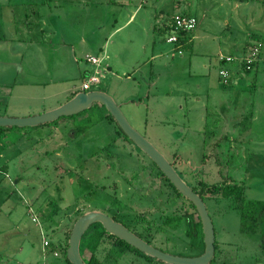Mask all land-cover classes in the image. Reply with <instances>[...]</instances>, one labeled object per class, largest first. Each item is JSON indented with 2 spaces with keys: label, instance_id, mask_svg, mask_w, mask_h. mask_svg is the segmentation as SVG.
I'll return each instance as SVG.
<instances>
[{
  "label": "rangeland",
  "instance_id": "obj_1",
  "mask_svg": "<svg viewBox=\"0 0 264 264\" xmlns=\"http://www.w3.org/2000/svg\"><path fill=\"white\" fill-rule=\"evenodd\" d=\"M174 14L196 21L183 44L166 41ZM0 29V48L37 45L20 72L19 59L0 50L16 79L65 76L79 90L86 69L97 78L88 90L108 94L190 188L199 193L203 185L235 183L244 198L264 200V66L258 61L243 71L238 59L252 46L264 56V0H0ZM85 54L99 63L85 61ZM226 56L231 60L219 59ZM220 69L228 72L226 83ZM52 85L49 101L64 102L68 82ZM111 119L93 103L56 121L3 128L0 264H70L62 255L65 236L75 215L89 210L121 221L161 251L195 255L182 224L162 223L192 208L154 176L147 157L120 137ZM202 192L214 262L264 264L256 236L239 232L230 202ZM114 241L103 235L97 246L106 264H167L120 251ZM79 254L85 260L88 252L80 246Z\"/></svg>",
  "mask_w": 264,
  "mask_h": 264
},
{
  "label": "water",
  "instance_id": "obj_2",
  "mask_svg": "<svg viewBox=\"0 0 264 264\" xmlns=\"http://www.w3.org/2000/svg\"><path fill=\"white\" fill-rule=\"evenodd\" d=\"M93 103H98L104 107L127 139L143 152L171 183L173 188L193 205L200 222L203 249L201 253L191 256L175 255L161 251L103 212L89 210L77 216L70 227L65 248V258L67 261L70 264H86L78 251L80 237L89 224L98 222L106 233L124 241L143 254L152 256L167 264H208L214 251V233L203 200L178 176L170 163L154 146L130 126L118 105L105 92L99 90H79L56 107L40 113L19 117L0 115V127H24L50 122L58 117H66L79 113L89 108Z\"/></svg>",
  "mask_w": 264,
  "mask_h": 264
},
{
  "label": "trees",
  "instance_id": "obj_3",
  "mask_svg": "<svg viewBox=\"0 0 264 264\" xmlns=\"http://www.w3.org/2000/svg\"><path fill=\"white\" fill-rule=\"evenodd\" d=\"M185 33L186 32L183 31L178 32L177 40L175 42H178V44H183L184 42H186L187 36L185 35ZM241 69L243 71L250 70V69H246L244 67V64H241ZM107 115L109 118H111L108 113ZM59 118H64V117H58L56 120H58ZM3 128L4 127H0V132L3 130ZM119 131L121 132L120 129ZM121 134L123 138L127 139V137L122 132ZM5 170H6L5 164L0 165V172H4ZM158 173L161 174V172L159 171ZM164 179L166 180L167 184L169 185V187L171 188V190L175 195L184 198L173 188L171 183L168 182L166 178ZM203 190L211 194L219 193L221 198L228 200L230 202L229 206L235 208L237 211L239 232L248 236L255 235L257 239L258 248L261 251H264V200L244 198L243 187L235 183H223L221 185H217V183H213L209 185H203L201 191L200 192L198 191L199 193L196 192L201 198L204 196L202 192ZM185 200L192 208V211L191 212L184 211L183 214L166 215L162 223L164 226L170 229H176L180 224H182L183 234L188 239L189 244L197 249V252L195 253V255H197L201 253L203 249L200 222L197 213L194 210L193 205L187 199ZM81 213L75 215V217L71 221V224L73 223L75 218L79 216ZM69 230L67 232V235L65 236L64 246L62 249V255L66 261L67 259L65 258V248L67 246V237ZM103 235H108L113 237L115 239L113 245L117 246L118 250L123 252L133 251L136 254L138 255L140 254V256L147 259L145 254L139 252L138 250L128 245L124 241L116 238L115 236L106 233L98 222H94L87 226V228L82 233L79 241V247H78L79 252H80V246L82 248V251L86 253L87 250L88 252V255L86 256L85 260L82 259L86 264H106L105 261L100 260L96 256L97 246L100 243ZM138 236L141 237L140 235ZM146 239L144 240L148 242ZM213 245L215 249L216 246L214 243ZM208 264H233V263L225 262V261L215 263L214 258L212 256Z\"/></svg>",
  "mask_w": 264,
  "mask_h": 264
},
{
  "label": "crops",
  "instance_id": "obj_4",
  "mask_svg": "<svg viewBox=\"0 0 264 264\" xmlns=\"http://www.w3.org/2000/svg\"><path fill=\"white\" fill-rule=\"evenodd\" d=\"M137 7L138 5L136 6L135 9H137ZM130 18H131V15H129V17L123 22L122 25H124L127 21H129ZM117 28L119 27H116L115 29ZM39 32H41V29L39 30ZM3 36H4V32L2 29H0V38ZM29 39H32V38H29ZM34 40L37 41L38 39H34ZM25 42L26 43L28 42V44H30L32 40H28ZM33 43L36 44L37 42H33ZM34 46H37V45H32L28 49H26V47H22L20 49H13L11 47L6 50L4 48H0V50H4L3 51L4 57L14 56L19 59L18 64L16 62H14V64L18 66L17 71L20 72L22 71V65H23L24 59L28 60L27 57L31 56L34 53V52H31V48H33ZM37 52L38 53H36V56L38 57V59H40L43 55L42 54L43 48L38 47ZM69 52H70V49H69ZM86 55H90V54H85L84 56ZM66 57L67 56H65V58ZM70 57L71 59L76 57L74 50L71 51ZM97 58L100 59V57H97ZM24 69H26L25 66H24ZM14 71L15 70L12 67L9 68L8 62L0 61V115L14 116V117L27 116V115L40 113L42 111L56 107L59 104H56L57 102L54 104L52 101H49V98L53 96V94L51 93L55 91V89H53L52 87L53 86L52 84H55L58 82L59 83L68 82L69 84L68 88H64L70 91V95L66 96L65 100L70 98L76 91L80 90V88L79 90H75L73 82L71 80H68V78L65 76H62L60 78L50 77L45 82V81L37 80V78L28 79V77L25 74H23V78L21 80H18L13 74ZM81 73L82 75H86V74L88 75L86 69H82ZM32 86H37L41 88L40 94H38L39 91L37 93L31 92L29 88H32ZM12 92H13V99L11 102H9V100L11 99L10 95L12 94ZM1 110L3 112H1Z\"/></svg>",
  "mask_w": 264,
  "mask_h": 264
},
{
  "label": "built area",
  "instance_id": "obj_5",
  "mask_svg": "<svg viewBox=\"0 0 264 264\" xmlns=\"http://www.w3.org/2000/svg\"><path fill=\"white\" fill-rule=\"evenodd\" d=\"M195 18L190 15L186 14H174L171 18V34L166 38V41L168 42H175L177 40V33L180 31L187 32L194 28L195 26ZM220 60L224 61H230L231 57H221ZM241 64H244V67L246 69H250L253 65H255L258 61L262 63L264 66V56L260 54L259 48L256 46H252L249 49L248 53H243L239 55L238 57ZM85 61L91 62V63H99V59L94 56L86 55ZM264 71V69H263ZM218 75L221 78V81L223 83L227 82L228 72L226 69H220L218 70ZM97 78L93 75L88 74L86 79L81 82L80 90L87 91L89 89V84L96 82ZM31 220H34V217L31 218ZM45 244V241L43 242Z\"/></svg>",
  "mask_w": 264,
  "mask_h": 264
},
{
  "label": "flooded vegetation",
  "instance_id": "obj_6",
  "mask_svg": "<svg viewBox=\"0 0 264 264\" xmlns=\"http://www.w3.org/2000/svg\"><path fill=\"white\" fill-rule=\"evenodd\" d=\"M118 135V134H117ZM120 137L121 138H123L121 135H120ZM125 140V139H124ZM130 141V140H129ZM132 143V142H131ZM133 144V143H132ZM143 153V152H142ZM143 155L144 156H146L144 153H143ZM147 157V156H146ZM147 159H148V161H149V166H150V168L151 169H153V174H154V176L155 177H158V178H160V180H163L164 182H166V180L164 179L165 177L163 176V174L161 173H158V168L154 165V163L147 157ZM169 162V161H168ZM170 163V165L172 166V168L174 169V162L171 164V162H169ZM105 164V163H104ZM105 166H106V164H105ZM155 169V170H154ZM174 171H175V169H174ZM160 172V171H159ZM176 172V171H175ZM168 181V180H167ZM169 182V181H168ZM167 183V182H166ZM192 189V188H191ZM193 190V189H192ZM194 192H196L195 190H193ZM112 219L114 220V221H117V222H119V223H121L124 227H125V225L121 222V221H119V220H117V219H115V218H113L112 217ZM128 229V228H127ZM128 230H130V229H128ZM131 231V230H130ZM131 232H133V231H131ZM134 233V232H133ZM135 234V233H134ZM138 236V235H137Z\"/></svg>",
  "mask_w": 264,
  "mask_h": 264
}]
</instances>
